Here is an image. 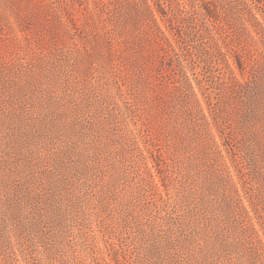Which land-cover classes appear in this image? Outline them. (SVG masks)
<instances>
[{"label":"rangeland","instance_id":"1","mask_svg":"<svg viewBox=\"0 0 264 264\" xmlns=\"http://www.w3.org/2000/svg\"><path fill=\"white\" fill-rule=\"evenodd\" d=\"M0 0V264H264V0Z\"/></svg>","mask_w":264,"mask_h":264},{"label":"trees","instance_id":"2","mask_svg":"<svg viewBox=\"0 0 264 264\" xmlns=\"http://www.w3.org/2000/svg\"><path fill=\"white\" fill-rule=\"evenodd\" d=\"M256 0H248L247 3V9L246 14H247V19L250 22V24L253 26V28L258 31L259 27H262V23L257 15L254 13V9L257 7V3L255 2Z\"/></svg>","mask_w":264,"mask_h":264}]
</instances>
